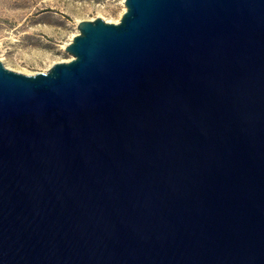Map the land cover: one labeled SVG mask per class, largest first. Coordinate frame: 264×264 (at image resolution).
Wrapping results in <instances>:
<instances>
[{
    "label": "water",
    "instance_id": "obj_1",
    "mask_svg": "<svg viewBox=\"0 0 264 264\" xmlns=\"http://www.w3.org/2000/svg\"><path fill=\"white\" fill-rule=\"evenodd\" d=\"M124 6L0 62V264H264V0Z\"/></svg>",
    "mask_w": 264,
    "mask_h": 264
},
{
    "label": "rangeland",
    "instance_id": "obj_2",
    "mask_svg": "<svg viewBox=\"0 0 264 264\" xmlns=\"http://www.w3.org/2000/svg\"><path fill=\"white\" fill-rule=\"evenodd\" d=\"M124 8V0H0V62L24 75L46 72L71 58L65 47L79 22L118 23Z\"/></svg>",
    "mask_w": 264,
    "mask_h": 264
},
{
    "label": "bare ground",
    "instance_id": "obj_3",
    "mask_svg": "<svg viewBox=\"0 0 264 264\" xmlns=\"http://www.w3.org/2000/svg\"><path fill=\"white\" fill-rule=\"evenodd\" d=\"M124 7H125V6H124ZM124 10H125V8H124ZM124 10H123V11H124ZM77 32H78V31H77ZM71 58H72V57H71ZM71 58H70V59H71ZM70 59H69V60H70Z\"/></svg>",
    "mask_w": 264,
    "mask_h": 264
}]
</instances>
